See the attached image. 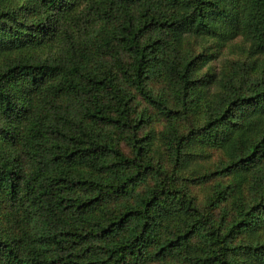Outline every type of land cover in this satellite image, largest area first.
I'll return each mask as SVG.
<instances>
[{"label":"trees","instance_id":"trees-1","mask_svg":"<svg viewBox=\"0 0 264 264\" xmlns=\"http://www.w3.org/2000/svg\"><path fill=\"white\" fill-rule=\"evenodd\" d=\"M0 59V264H264V0H0Z\"/></svg>","mask_w":264,"mask_h":264},{"label":"rangeland","instance_id":"rangeland-1","mask_svg":"<svg viewBox=\"0 0 264 264\" xmlns=\"http://www.w3.org/2000/svg\"><path fill=\"white\" fill-rule=\"evenodd\" d=\"M185 39H187L185 43L186 51H183V55L190 57L194 55L195 53H199L202 49V47L206 46L209 44L210 39L206 38H199L196 36H189L185 35ZM211 43V42H210ZM221 49L215 46L213 44L210 46V49L212 48L211 51L215 52L216 57L212 62H210V67L212 66L213 72L215 75L219 74L222 72L224 66H225V61L230 60V59H238L243 57L245 54H240V52L243 50V47L249 48V43L241 36H238V38L234 41L228 40L225 42ZM47 51L43 50V55L46 54ZM1 60V59H0ZM158 88V87H157ZM155 87V90H157ZM217 87L212 85L211 86V93H214L217 91ZM165 124L166 122L163 121ZM161 121H154L151 125L155 127L157 130L156 134H158V137L154 143V151H161L163 153L166 152V149L162 146V136L161 134L163 133L164 129V123ZM182 129H186V127H182ZM189 153V152H188ZM228 159L227 156L225 155V152L219 148H209L204 145L202 146H196L192 151L190 157L187 159V163H191V166L189 169L184 170L180 173L181 176H188L189 174L191 175L190 171L192 169H197L195 170L198 173L207 171L209 168V171H214L217 169L222 163H227ZM164 163H169V158L164 161ZM185 178V177H184ZM183 177H179V181L181 183H187L189 184V181L185 180ZM218 177L213 178L210 182L206 184H196V185H191L190 186V191L196 197V200L198 203L203 207L205 204V201L208 199L210 195L214 193V183L218 181ZM226 205V204H223ZM222 211V208L217 209V214L220 215ZM174 264H189L186 262H173Z\"/></svg>","mask_w":264,"mask_h":264}]
</instances>
